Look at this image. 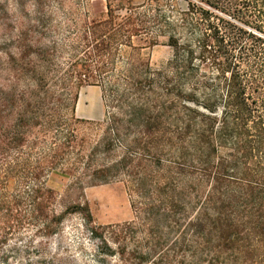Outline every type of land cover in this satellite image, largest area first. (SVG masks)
<instances>
[{
	"label": "trees",
	"instance_id": "obj_1",
	"mask_svg": "<svg viewBox=\"0 0 264 264\" xmlns=\"http://www.w3.org/2000/svg\"><path fill=\"white\" fill-rule=\"evenodd\" d=\"M54 173L122 184L135 219L57 208ZM71 214L118 264H264V0H0V255Z\"/></svg>",
	"mask_w": 264,
	"mask_h": 264
},
{
	"label": "rangeland",
	"instance_id": "obj_2",
	"mask_svg": "<svg viewBox=\"0 0 264 264\" xmlns=\"http://www.w3.org/2000/svg\"><path fill=\"white\" fill-rule=\"evenodd\" d=\"M13 1L9 0L10 3ZM143 2L144 0H131L134 6ZM99 7L101 8L102 5L97 9ZM148 56L152 65H159L171 58L172 49L158 45L148 51ZM103 113L99 87H81L76 106L77 116L99 121L103 118ZM48 185L60 196L57 208L73 202L85 204L96 225L107 226L135 219L130 198L120 183L74 187L73 191L67 192L69 179L54 173L49 177ZM81 222L79 214L68 215L62 226L63 231L57 236L48 238L46 243L38 248L37 253L31 249L29 255L21 254L7 258L0 255V264H45L53 253L52 259L55 264H118L117 257L112 258L98 253L96 245L100 243L91 239L88 232L82 230Z\"/></svg>",
	"mask_w": 264,
	"mask_h": 264
}]
</instances>
